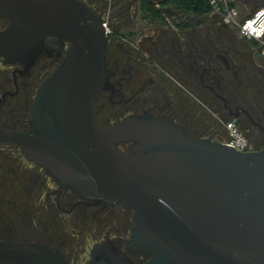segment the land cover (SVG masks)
Instances as JSON below:
<instances>
[{
  "label": "water",
  "instance_id": "95a60500",
  "mask_svg": "<svg viewBox=\"0 0 264 264\" xmlns=\"http://www.w3.org/2000/svg\"><path fill=\"white\" fill-rule=\"evenodd\" d=\"M0 17L10 21L0 32L6 63L31 65L70 44L39 91L30 131L0 133V144L20 148L91 205L132 210L129 245L144 264H264V148L241 152L152 115L98 130L96 103L111 75L104 20L81 0H0ZM124 142L132 152L119 148ZM93 256L132 264L114 242ZM0 264L66 261L42 243L0 241Z\"/></svg>",
  "mask_w": 264,
  "mask_h": 264
},
{
  "label": "flooded vegetation",
  "instance_id": "af4514ba",
  "mask_svg": "<svg viewBox=\"0 0 264 264\" xmlns=\"http://www.w3.org/2000/svg\"><path fill=\"white\" fill-rule=\"evenodd\" d=\"M81 1L87 4L86 0ZM242 1L261 6L264 3V0ZM188 15L192 18H179V23L174 21L180 29L163 28L157 40L148 37L138 40L137 34L131 33L128 50L121 41L122 34L117 30L109 31L111 37L105 67L111 73L108 78L110 88L102 91L97 100L96 129L111 128L128 117L143 119L152 115L173 121L178 128L198 139L212 140L209 134L202 136L200 133L206 130L199 122L202 105L204 114L214 116V121L215 117L221 123L233 120L253 143L254 149L261 150L264 146V102L253 105L250 103L252 95L225 90V74L233 70L231 53L235 51L232 46L235 37L226 34L216 40L210 28L200 27L198 15ZM164 20L163 25L168 26L170 19L164 15ZM9 27V19L0 17V32ZM112 38L114 42L110 49ZM69 46L66 42L60 52H40L31 65L9 64L0 57V133L30 131L29 121L39 91L61 65ZM261 86L264 89V84ZM201 97L204 104L200 103ZM47 120L53 123L50 114ZM132 145L133 142H124L119 148L132 152ZM40 179L44 181L41 190L48 220L53 218L55 208L66 215L76 210L83 213L95 210L94 220H98L103 229L101 238L92 241L91 246L77 240L71 243L59 240L53 244L36 239L34 236L39 234ZM24 195L32 196L31 205L27 203L25 207ZM0 196L10 197H6V203L0 199V223L3 221L0 241L45 244L61 252L66 264H102L93 256L95 246L114 242L119 255L129 258L132 264L147 261L133 253L129 245L134 227L132 210L124 209L122 203L93 206L71 190H63L43 167L27 160L16 146L0 144ZM24 208L31 212L25 213Z\"/></svg>",
  "mask_w": 264,
  "mask_h": 264
},
{
  "label": "rangeland",
  "instance_id": "374dc122",
  "mask_svg": "<svg viewBox=\"0 0 264 264\" xmlns=\"http://www.w3.org/2000/svg\"><path fill=\"white\" fill-rule=\"evenodd\" d=\"M150 1L153 2L154 5H156V8L160 9L163 14L170 19V24L168 26L163 25L165 20L159 21L144 18V16L148 14L143 11L140 0H86L87 4L93 9V11L106 22L107 28L110 32L117 30V32L122 34L121 37L123 40H120L122 43H125L126 50H128V42L129 38H131V33L137 34L138 40H143L147 37L157 40L158 35L163 32V28H169L176 31V29H180V25L177 26L175 24L176 21L178 23L180 22L179 18H192L191 15H184L187 17H183V14L175 10V8H173L170 4H167V0ZM227 1L236 5L233 7L237 9L239 19L241 20L251 17L260 8H262L261 5L254 3L248 4L242 0ZM118 13H122V15L119 14L118 16ZM200 27L210 28L216 40H218L220 35L226 34H230L235 37V42L232 43L235 51H232L231 53L233 70L231 73L225 74V87H227L225 90L227 92L228 89L231 92L239 91L241 93H245L247 96L252 95L250 103L253 105L254 103L264 102V89L261 86V84H264V52L262 44L259 43V47H253L251 41L244 38L235 27L226 25L222 17L214 11L206 16L200 17ZM225 27L229 32L226 29L224 30ZM113 40L114 38L110 41V49ZM228 85L230 88H228ZM202 100L204 99L201 97L200 103L204 104ZM204 109V106L201 105L199 122L202 127L206 129L203 132H200L203 134L202 136L209 134L213 141L220 143L227 142L229 140V133L226 129V124L234 121L227 120L226 122L221 123L216 117L214 121V116L205 115ZM244 134L245 133H243V135ZM246 140L248 142L249 149L251 151H256L254 149L255 146L253 143H250L248 137ZM260 148L262 149L264 146ZM8 161L10 163L11 160L8 159ZM24 167H26V164ZM24 173H26L25 168ZM39 184V234L34 236L36 239L49 241L53 244H56L59 240H64L67 243L77 240L83 242V245L90 244L91 246L92 241L99 240L101 238V232H103V229L99 221L94 220L95 210H88L87 213L86 211L83 213L81 210H76L72 214L66 215L55 208L53 218L48 220L47 217H45V197L41 190L44 186V181L40 179ZM6 197L7 196H0V199L6 203ZM12 198L15 199V197ZM27 203L30 205L33 203L32 196L24 195L25 207ZM24 210L26 211L25 213L31 212H28L27 208H24ZM24 223L27 225V222ZM2 224L3 221L0 225ZM32 225L34 227L36 226L35 223ZM0 235L2 234L0 233ZM55 241L57 242L54 243Z\"/></svg>",
  "mask_w": 264,
  "mask_h": 264
},
{
  "label": "built area",
  "instance_id": "2783aa9c",
  "mask_svg": "<svg viewBox=\"0 0 264 264\" xmlns=\"http://www.w3.org/2000/svg\"><path fill=\"white\" fill-rule=\"evenodd\" d=\"M213 11L219 14L224 23L238 29L239 33L247 40H255L262 44L264 52V9L260 8L254 15L244 20L239 19L237 9L230 5L227 0H208ZM105 22V21H104ZM107 28V24L105 22ZM108 30V28H107ZM109 31V30H108ZM229 140L225 144L234 147L241 152L251 151L243 133L238 129L235 122L226 124Z\"/></svg>",
  "mask_w": 264,
  "mask_h": 264
},
{
  "label": "trees",
  "instance_id": "16d2710c",
  "mask_svg": "<svg viewBox=\"0 0 264 264\" xmlns=\"http://www.w3.org/2000/svg\"><path fill=\"white\" fill-rule=\"evenodd\" d=\"M141 7L145 13L144 18H150L153 20H164L163 12L156 8L153 2L150 0H140ZM167 4H170L175 10L183 15L196 14L199 17L206 16L213 11L212 6L208 0H167ZM231 6H236L234 3H230ZM253 47H259V42L255 40H249Z\"/></svg>",
  "mask_w": 264,
  "mask_h": 264
}]
</instances>
